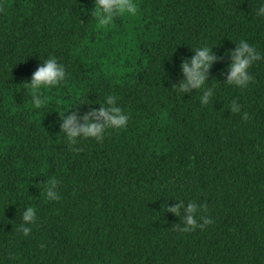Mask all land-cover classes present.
<instances>
[{
	"label": "trees",
	"instance_id": "trees-1",
	"mask_svg": "<svg viewBox=\"0 0 264 264\" xmlns=\"http://www.w3.org/2000/svg\"><path fill=\"white\" fill-rule=\"evenodd\" d=\"M136 2V17L98 30L94 0H0V264H264V60L248 88L226 84L241 39L264 53L258 0ZM204 43L218 57L207 106L174 89ZM51 55L67 79L36 109L27 82ZM108 95L128 128L69 145L60 113ZM53 177L59 201L43 194ZM181 201L213 223L181 232L187 213L167 211ZM29 205L39 221L25 237Z\"/></svg>",
	"mask_w": 264,
	"mask_h": 264
},
{
	"label": "clouds",
	"instance_id": "clouds-1",
	"mask_svg": "<svg viewBox=\"0 0 264 264\" xmlns=\"http://www.w3.org/2000/svg\"><path fill=\"white\" fill-rule=\"evenodd\" d=\"M139 13V4L136 0H94V7L91 10L94 19V28L98 30H108L115 26L117 18H134ZM257 17H264V0H258L255 10ZM234 52L227 53L232 57L230 64V75L227 76L226 84L246 89L254 81L250 69L252 66L264 60V53H261L256 46L250 44L248 40L241 39ZM211 45L204 43L195 48L196 55L183 60L181 64L185 79L175 86L178 94L184 95L195 89L202 93L200 103L207 106L216 95L214 86L208 84L209 69L218 57L213 53ZM66 66L54 55L49 56L38 67L30 82H27V91L30 93L31 106L36 109L46 108L49 103L48 93L61 86L67 79ZM104 106L99 110L93 109L90 114L78 116L75 112L71 115L63 113L60 117L63 120L61 132L64 133L69 145L75 146L83 140H95L103 142L109 130L123 131L129 126L130 116L128 112L118 103V97L108 95ZM230 109L232 113H241V105L237 100H233ZM68 112V111H67ZM243 118L248 119V113H243ZM83 121V123H81ZM73 147V151H79ZM59 180L55 177L46 182L44 196L48 201H59L62 197L58 191ZM187 216L181 217L186 221V225L180 227L184 233L195 231L197 228H204L205 225L213 223L208 216L202 215V210L206 205H200L196 201H191L187 208H184L183 201L174 207H167V211L181 215V210ZM23 223L19 231L25 237L33 230L38 221L37 208L29 205L23 211ZM200 221H203L202 223Z\"/></svg>",
	"mask_w": 264,
	"mask_h": 264
}]
</instances>
